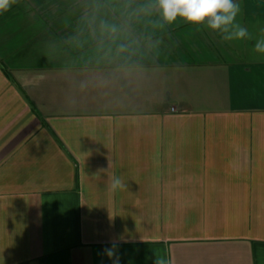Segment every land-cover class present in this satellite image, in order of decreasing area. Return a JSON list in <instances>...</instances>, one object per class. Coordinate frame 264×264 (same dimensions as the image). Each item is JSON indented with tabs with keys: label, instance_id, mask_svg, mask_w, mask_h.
Masks as SVG:
<instances>
[{
	"label": "crops",
	"instance_id": "1",
	"mask_svg": "<svg viewBox=\"0 0 264 264\" xmlns=\"http://www.w3.org/2000/svg\"><path fill=\"white\" fill-rule=\"evenodd\" d=\"M235 2L252 40L156 0L0 13V264H264V0Z\"/></svg>",
	"mask_w": 264,
	"mask_h": 264
},
{
	"label": "clouds",
	"instance_id": "2",
	"mask_svg": "<svg viewBox=\"0 0 264 264\" xmlns=\"http://www.w3.org/2000/svg\"><path fill=\"white\" fill-rule=\"evenodd\" d=\"M13 3L15 0H0V13L8 11ZM153 7H158L163 20L169 24L181 18L187 23L206 25L208 29L218 33L224 42L254 38L246 27L236 22L241 6L235 0H156ZM253 51L264 54V34L255 39ZM109 180V187L113 191L124 187L120 178L110 177ZM106 251L109 256L112 255L111 250ZM154 264H166V261L155 256Z\"/></svg>",
	"mask_w": 264,
	"mask_h": 264
}]
</instances>
